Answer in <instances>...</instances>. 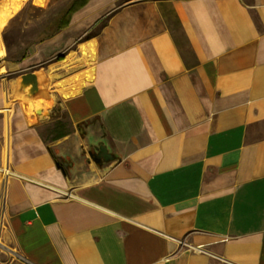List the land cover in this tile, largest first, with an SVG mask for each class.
Wrapping results in <instances>:
<instances>
[{
  "label": "crops",
  "instance_id": "obj_1",
  "mask_svg": "<svg viewBox=\"0 0 264 264\" xmlns=\"http://www.w3.org/2000/svg\"><path fill=\"white\" fill-rule=\"evenodd\" d=\"M21 2L0 40L9 264H264V0Z\"/></svg>",
  "mask_w": 264,
  "mask_h": 264
},
{
  "label": "rangeland",
  "instance_id": "obj_2",
  "mask_svg": "<svg viewBox=\"0 0 264 264\" xmlns=\"http://www.w3.org/2000/svg\"><path fill=\"white\" fill-rule=\"evenodd\" d=\"M21 0H0V40H2V34L4 32V28L6 26V22L10 19L13 18V16H15L16 11H18V9L21 7ZM16 34L12 33L10 38H11V43H9L8 45H10V49L13 50H18L15 47V39ZM62 51V50H60ZM5 50L3 47L0 48V54H4ZM23 55L28 56L30 55V50L28 48H24L23 50ZM64 53V51L60 52V55H62ZM6 54V53H5ZM59 56V55H58ZM38 78H39V83L40 85H43L46 83V79L44 76L43 71L40 69L37 73ZM61 121V126L64 125L65 127H68V122L66 120H60ZM51 128H52V124L43 126L42 128H40V132L41 134L44 136V138L47 140L48 138H50L51 135ZM3 169L4 168H0V181H1V177L3 176ZM1 199V197H0ZM2 204V201H1ZM0 264H9L10 262L13 261V247L11 244H7L3 241V239L0 237Z\"/></svg>",
  "mask_w": 264,
  "mask_h": 264
},
{
  "label": "trees",
  "instance_id": "obj_3",
  "mask_svg": "<svg viewBox=\"0 0 264 264\" xmlns=\"http://www.w3.org/2000/svg\"><path fill=\"white\" fill-rule=\"evenodd\" d=\"M91 35V33L86 34L84 37L87 38ZM61 56V55H59ZM58 56V58H59ZM61 121L60 120H56L52 123V128H51V135L50 138H57L59 136H61L65 131H67L69 128L65 127L64 125H60Z\"/></svg>",
  "mask_w": 264,
  "mask_h": 264
},
{
  "label": "water",
  "instance_id": "obj_4",
  "mask_svg": "<svg viewBox=\"0 0 264 264\" xmlns=\"http://www.w3.org/2000/svg\"><path fill=\"white\" fill-rule=\"evenodd\" d=\"M21 82L23 84H30V90L34 91L37 88V79L35 74L28 72L21 75Z\"/></svg>",
  "mask_w": 264,
  "mask_h": 264
},
{
  "label": "bare ground",
  "instance_id": "obj_5",
  "mask_svg": "<svg viewBox=\"0 0 264 264\" xmlns=\"http://www.w3.org/2000/svg\"><path fill=\"white\" fill-rule=\"evenodd\" d=\"M28 86L30 85V84H27ZM3 191V190H2ZM1 197H2V195H1Z\"/></svg>",
  "mask_w": 264,
  "mask_h": 264
},
{
  "label": "built area",
  "instance_id": "obj_6",
  "mask_svg": "<svg viewBox=\"0 0 264 264\" xmlns=\"http://www.w3.org/2000/svg\"><path fill=\"white\" fill-rule=\"evenodd\" d=\"M1 237V236H0ZM1 242V241H0ZM13 257H14V254H13Z\"/></svg>",
  "mask_w": 264,
  "mask_h": 264
}]
</instances>
